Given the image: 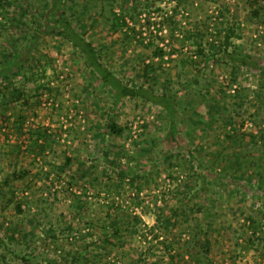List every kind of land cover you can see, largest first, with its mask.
<instances>
[{"label":"rangeland","instance_id":"obj_1","mask_svg":"<svg viewBox=\"0 0 264 264\" xmlns=\"http://www.w3.org/2000/svg\"><path fill=\"white\" fill-rule=\"evenodd\" d=\"M26 1L47 0L0 3V232L17 235L15 253L38 264L77 251L80 264H264V0H121L130 27L115 33L118 6L74 0V20L126 83L182 91L179 146L159 106L115 103L69 41L22 16ZM230 29L229 50L257 62L233 85ZM15 87L28 105L12 101Z\"/></svg>","mask_w":264,"mask_h":264},{"label":"trees","instance_id":"obj_2","mask_svg":"<svg viewBox=\"0 0 264 264\" xmlns=\"http://www.w3.org/2000/svg\"><path fill=\"white\" fill-rule=\"evenodd\" d=\"M109 1H111V7L118 6L120 9L119 12L113 13L111 19L109 20L111 31L115 33L119 30H122L124 27L129 28L130 26L128 24L127 17L130 16V7L128 8L127 4H120L121 0ZM177 1V4H179L184 0ZM248 1L252 2L253 0ZM1 2L10 3V0H0V3ZM23 3L20 5V9L23 11L22 16L30 13L40 32H52L69 41L75 48L76 52L84 60V63L90 68L92 74L95 75L97 80L110 87L115 97V103H120L125 98H140L145 102H149L155 106H159L161 111L164 112L169 118V127L167 134L165 135V139L172 146H179L182 143V141L184 140V133L183 131L179 130L177 125V113L179 106L178 98L181 95V90L175 92H158L152 86H136L126 83L109 67L108 64L103 61L101 50L98 49L96 44L87 37L86 26L85 28H82L81 20H74V10H70L71 8H75L74 0H47L46 2L43 1V4L38 8L33 7V5L27 1ZM136 8H138V5L135 6V9ZM253 13V17H258L259 19L262 17L261 10L259 8H255L253 10ZM232 33L233 29H230V32L225 35L223 45L224 47L222 49L223 56L229 57L232 61V78H230V85L238 83L242 65L255 67L257 63L252 55L242 52L236 46H234L232 50H229V47L232 44ZM155 55L163 57L164 50L161 47L157 46L155 48ZM149 67H151V65L146 64V76L149 74ZM26 93H28V90L26 88H13L12 101H23L22 103L28 105L30 102V98L25 97ZM233 111L237 112V109L234 108ZM237 127L238 126L234 125V131L238 130ZM106 128H108L112 133L119 135L124 131V128L119 126L116 122L108 123ZM242 136L249 137L250 141H254L255 137L254 134H251L250 132H244L242 133ZM40 139H43V141H48V136L45 129L38 131L35 143L40 145ZM193 152V150L189 151L191 156H194ZM65 158V164L69 165L72 157L66 155ZM241 159L244 158L242 157ZM10 180L11 176L4 180V184L8 185ZM17 209L19 212L23 211L20 204H18ZM133 219L135 225L141 221V218L139 216H135ZM163 221L165 223L168 222V217H165ZM45 232L48 233V235H54L55 228L48 227L46 228ZM113 233L119 234L120 229L114 228ZM2 234L3 233L0 232V247H3L4 252H1L0 254V264H12L14 259H17L19 261L18 264H38V262L32 261L28 255L19 253L16 254L13 248L9 246L14 241L19 242L17 235H14L15 233L8 232V234ZM25 244L26 246L29 245L27 241H25ZM68 259L66 262L67 264H80V252H70Z\"/></svg>","mask_w":264,"mask_h":264}]
</instances>
